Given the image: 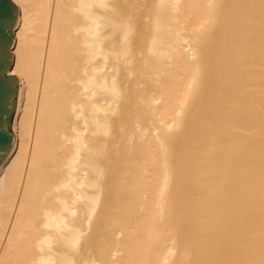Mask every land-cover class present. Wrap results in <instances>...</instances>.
<instances>
[{
	"label": "bare ground",
	"instance_id": "obj_1",
	"mask_svg": "<svg viewBox=\"0 0 264 264\" xmlns=\"http://www.w3.org/2000/svg\"><path fill=\"white\" fill-rule=\"evenodd\" d=\"M0 264H264V0H12Z\"/></svg>",
	"mask_w": 264,
	"mask_h": 264
},
{
	"label": "water",
	"instance_id": "obj_2",
	"mask_svg": "<svg viewBox=\"0 0 264 264\" xmlns=\"http://www.w3.org/2000/svg\"><path fill=\"white\" fill-rule=\"evenodd\" d=\"M17 13L12 0H0V163L9 152L13 141L11 123L16 107L18 83L10 72Z\"/></svg>",
	"mask_w": 264,
	"mask_h": 264
}]
</instances>
